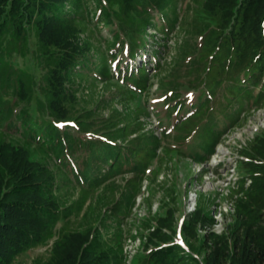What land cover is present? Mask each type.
<instances>
[{
	"label": "trees",
	"instance_id": "1",
	"mask_svg": "<svg viewBox=\"0 0 264 264\" xmlns=\"http://www.w3.org/2000/svg\"><path fill=\"white\" fill-rule=\"evenodd\" d=\"M180 1L0 0V264L50 244L34 264H125L126 224L144 180L173 172L178 158L208 164L243 113L263 108L264 0H194L179 65H190L201 91L190 109L180 102L169 112L168 125L157 112L158 128L147 129L141 106L104 118L79 104L90 81L117 86L128 104L147 95L151 65L137 60L149 28L166 38L176 31ZM93 22L110 32L104 49L92 43ZM152 55L160 71L159 51ZM241 154L239 172L253 186L230 188L237 218L228 233L200 234L215 220L197 204L182 228L190 253L175 243L179 202L169 186L167 216L155 217L135 264H264V132Z\"/></svg>",
	"mask_w": 264,
	"mask_h": 264
},
{
	"label": "rangeland",
	"instance_id": "2",
	"mask_svg": "<svg viewBox=\"0 0 264 264\" xmlns=\"http://www.w3.org/2000/svg\"><path fill=\"white\" fill-rule=\"evenodd\" d=\"M190 6H195L194 0L180 1L179 7H181L182 10L180 25L168 38L164 37L156 27L148 29V40L150 44L147 50L141 52V54H144L139 55L137 60L139 64L142 61H148L151 65V88L147 95L128 104L126 101L122 100L117 86L114 87L100 81L92 85L93 81H90L89 85H91V87L78 95L80 100L79 104L88 108L98 107L99 116L104 118H109L114 111L135 112L138 106H141L150 114L141 116V122H144L147 125V129L150 130H156L159 126L158 121L153 117L154 113L158 112L162 115V120L166 123V126L170 123L168 119L169 112H174L175 106L180 102L184 103L190 109L191 103L197 101V97L201 91L199 88H196V84L192 81L193 78H191V74L189 73L190 65H179L180 48L187 40H190L188 35L185 34L187 23L190 24L194 18L193 9H190ZM156 21L157 26L160 27L162 23L158 21V18ZM87 29L88 33L93 32L94 37H92V43L95 48L97 47L99 50L104 49L105 40L111 38L110 32L104 24L101 23L98 25V23L93 22L87 26ZM152 50H158L160 53L157 57L158 62L161 64L160 71H157L154 67L156 63L153 60ZM126 52H128V49ZM121 59L122 57L119 60ZM16 61L19 64L24 62L18 57ZM112 69L113 74L116 76V65H114ZM173 78H176V81L173 84L165 86V83ZM119 81H121V78L117 77L113 82L117 83ZM177 91H179V98L175 97ZM20 106L23 105L20 104ZM263 132L264 106L261 109H252L250 112L243 113L240 125H237L227 132L221 144L217 147L216 154L205 167L192 163L187 158H178L175 160L172 172L173 180H171V178L168 180L163 179L164 171H166L164 170L155 183H151V181L148 183L151 195L149 197L147 196L142 204L145 209H149L148 218H153V224L157 226V219L167 216L168 209H162V205L165 203L166 196H170L165 188L171 186V188H176L173 194L180 204H176L177 201L175 203L178 208L175 215V243H179L182 246L187 244L182 234V228L188 215H190L195 209V206H197L196 204H198V208H200L204 214L210 211L215 220L211 227L201 228V226H199L200 234L205 235L214 232L223 235L228 233V226L237 218V199L236 197L232 198L230 196V188L238 182L240 185L242 180H244L246 190L253 186L252 177L249 175L244 177L243 175L245 173L239 172L238 166H240L239 160H241L240 158L242 157L241 151L243 148L250 146L255 138ZM195 143L196 137L191 139L182 149L190 150ZM245 160H247V158H245ZM205 169L207 171H205ZM194 192H198L196 202L193 198L191 199V195L192 197L196 196ZM241 193L240 197L246 199L247 195L244 194V192ZM150 204H152V209H150ZM156 216L159 218H155ZM139 218L140 213L136 212L133 221L131 215L126 224L127 229H130V225L134 227V234H136L135 231H138L140 226L143 227L144 220L140 222ZM137 236H141V234H137ZM144 244L141 247L140 255L144 253ZM137 246H139V241H137ZM184 247L188 252V247ZM50 249L51 244L31 249L25 252L15 264H34L38 259L47 258L50 254ZM151 249L152 247L149 248V250ZM201 258H204L203 255Z\"/></svg>",
	"mask_w": 264,
	"mask_h": 264
},
{
	"label": "built area",
	"instance_id": "3",
	"mask_svg": "<svg viewBox=\"0 0 264 264\" xmlns=\"http://www.w3.org/2000/svg\"><path fill=\"white\" fill-rule=\"evenodd\" d=\"M148 186H149L148 185V181L147 180L144 181V184H143V187H142V192L137 197L136 206L133 209L132 221H133V217L135 216L136 212L140 213V218H139L140 222H141V220H144L146 218V216H147L148 208L145 209L142 204H143L144 200L147 198V196L149 197V195H150ZM194 193L196 194V196L192 197V195H191V199L193 198V200H195V202H196L197 192H194ZM195 208H196V206H195ZM130 221H131V219H130ZM129 227H130V233L126 236V241H125V245H124V254H125V262H126V264H132L133 263L135 257L137 256V254L141 250V247L143 246L144 243L147 242L148 237H147L146 234H148L149 232L152 233V232L155 231V227H152L143 236L142 233H141L142 229L138 228V231H135L136 234H134V232H133L134 227L132 225H130ZM137 234H141V236H137ZM137 241H139V246H137Z\"/></svg>",
	"mask_w": 264,
	"mask_h": 264
}]
</instances>
